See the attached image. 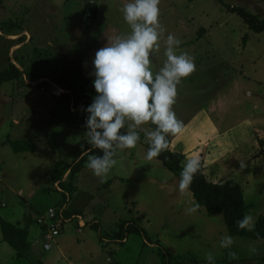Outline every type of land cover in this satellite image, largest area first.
I'll return each instance as SVG.
<instances>
[{
    "label": "rangeland",
    "instance_id": "rangeland-1",
    "mask_svg": "<svg viewBox=\"0 0 264 264\" xmlns=\"http://www.w3.org/2000/svg\"><path fill=\"white\" fill-rule=\"evenodd\" d=\"M128 2L0 0V70L9 57L20 70L75 81L73 71L82 64L93 81L90 73L96 51L107 44V38L130 34L121 11ZM223 2L264 18V0ZM87 3L96 4L95 18L84 10ZM159 8L164 38L173 34L179 39L177 54L187 52L196 66L177 85L173 105L179 120L191 118L187 131L193 135H187L193 138L187 160L199 157L198 153L201 159L208 150L209 139L202 138L209 137L210 124L213 126L207 113L212 101L218 107L214 120L221 125L232 123L233 129L225 130L226 126L217 123L221 134L213 138L217 139L211 143L214 159L206 158L204 175L212 183H238L246 214L256 221L264 213V147L258 140L254 145L249 123L252 117H259L254 133L264 139V33L250 32L218 0H160ZM245 35L254 53L261 51L258 58L241 53ZM164 51L161 39L159 52L150 56L154 74L166 59ZM36 84L27 80L25 85L0 83V216L19 227L29 218L31 244L30 259L17 260L0 232V264H30V260L42 264H209V252L213 264H258L257 259L264 257V240L234 237L231 249L220 247L221 237L228 234L222 214L209 216L202 207L187 213L195 203L190 191L181 194L179 181L171 172L155 158L145 159L149 143L143 133L135 148L115 157L117 164L102 179L87 167V158L64 199L55 188L54 177H60L84 155L87 113L68 108L64 99ZM145 127L151 128V124ZM170 137L175 146L176 136ZM7 138L30 139L35 151L14 153L5 143ZM66 177L67 173L62 180ZM64 202L68 209L79 211L87 225L79 229L75 218L64 223L60 234L48 241L51 248L45 250L47 241L35 219ZM124 221L136 223L144 235L132 232L123 240L113 238ZM253 247L255 253L250 251ZM229 251H235L238 259L229 260Z\"/></svg>",
    "mask_w": 264,
    "mask_h": 264
},
{
    "label": "clouds",
    "instance_id": "clouds-1",
    "mask_svg": "<svg viewBox=\"0 0 264 264\" xmlns=\"http://www.w3.org/2000/svg\"><path fill=\"white\" fill-rule=\"evenodd\" d=\"M160 0H130L121 11L130 26V34L113 35L107 44L96 51L92 61L94 76L92 86L95 97L86 108V150H99L102 155L89 154L87 167L93 175L104 178L117 164L120 152L133 149L144 134L149 143L145 159L151 161L168 148L169 135L177 136L184 130V123L173 111L177 85L195 70L194 57L187 52L177 54L181 44L173 34L164 38L165 27L160 23ZM164 39L166 57L162 67L154 74L151 70V53L159 52ZM151 124L154 128L145 127ZM127 128L126 131L124 129ZM83 146V145H82ZM199 157L189 158L180 172L178 189L181 194L189 191L195 175L199 172ZM167 181H165L166 183ZM200 208L193 203L186 211L194 214ZM238 230L249 232L255 229V219L243 215L236 222ZM259 234L257 233V236ZM235 243L232 235L220 239V247L231 249ZM252 253L256 252L253 247ZM229 260L238 259L235 251L228 252ZM213 264V254H206Z\"/></svg>",
    "mask_w": 264,
    "mask_h": 264
},
{
    "label": "trees",
    "instance_id": "trees-1",
    "mask_svg": "<svg viewBox=\"0 0 264 264\" xmlns=\"http://www.w3.org/2000/svg\"><path fill=\"white\" fill-rule=\"evenodd\" d=\"M218 2L225 5L228 12L237 15L246 25L247 29L255 34L264 33V18H260L257 14H253L241 7L226 5L223 0ZM84 10L89 13L90 18H95L97 14V6L94 3H87ZM13 26L12 24L10 27ZM248 40V35L242 38V45ZM7 66L0 70V83L17 82L20 85H25V80L36 82L41 89L52 90L60 99H64L68 108L86 109L91 103L96 93L92 86V79L87 77L83 71L82 64H78L73 71L75 81L67 79L64 76L58 75H42L37 71L29 72L26 69L20 70L16 67L9 57H5ZM25 79V80H24ZM76 81L78 86L76 85ZM62 90L63 92L59 91ZM86 112V111H85ZM151 128H154L151 125ZM141 133V139H142ZM140 139V140H141ZM169 143L168 148L161 152L155 159L161 165L171 172L179 181L180 172L183 168L184 155L182 153L171 151L170 135L167 137ZM14 153L20 152H34V142L30 139L26 140H12L7 138L5 140ZM258 144L263 148L264 143L258 140ZM90 145H86L85 153L72 165L67 166L60 177H54V183L58 181V185L62 190L64 199L66 194L70 193L71 182L74 176L82 169L83 162L86 161L89 154H94V149L86 152ZM99 151V150H97ZM204 162L201 159V167L199 172L195 175L193 183L189 189L195 203H199L200 207L204 208L207 215L222 214L223 222L229 235L233 237H245L251 240H264V213L255 221V229L252 232L247 230H238L236 221L246 214V207L241 186L232 180H226L218 183L209 182L204 175ZM67 173L66 179L62 180L63 175ZM65 204L62 203L60 205ZM57 205V206H60ZM54 206V207H57ZM65 217L80 216L79 211L66 209ZM30 219H27V224L19 227L18 224H13L0 216V232L2 241L5 242L15 252L17 260L29 258L30 241L28 239V227ZM87 223H85V226ZM92 227L95 224L91 225ZM140 233L144 235L143 229L136 223L124 221L119 224V229L113 232V238L116 240H123L127 233ZM257 233L259 234L257 236ZM167 259L170 258L167 253H164ZM30 259V258H29ZM258 260V264H264V257ZM30 264H42L38 260H30Z\"/></svg>",
    "mask_w": 264,
    "mask_h": 264
},
{
    "label": "crops",
    "instance_id": "crops-1",
    "mask_svg": "<svg viewBox=\"0 0 264 264\" xmlns=\"http://www.w3.org/2000/svg\"><path fill=\"white\" fill-rule=\"evenodd\" d=\"M249 39V38H248ZM249 41H251V40H249ZM255 51L252 49V48H250V46H249V43H248V40L246 41V43L242 46V49H241V53H247V55H248V53H250L249 55V57L248 58H250L251 56H252V59H256V58H258L259 56H260V54H261V51H257V53H254ZM255 71H257V70H255ZM244 77H246V75H244ZM248 79H250V77H247ZM256 82L257 83H259V84H261L259 81H257L256 80ZM216 102V101H215ZM218 107H217V105H216V103H214V102H210L209 103V109H207V113H209V115H210V118L212 119V121H213V126L210 124V126L212 127L211 128V130L210 131H208L209 132V134H207L209 137H204V138H202V139H209L208 140V150H205L206 152H205V155L203 154H201L202 155V160H203V162H204V165L203 166H205V163H206V158H211L212 156H213V154H212V156H211V153H212V146H211V143L213 142V141H215V140H217V139H215V140H213V138L215 137L216 138V136L217 135H219V134H221V132H220V130L218 129V128H216V125H221V123L222 122H217L216 120H214V117L212 116L213 115V112L215 113V111H216V109H217ZM206 117V116H205ZM215 117H217V115L215 116ZM253 118V121H251V123H249L248 125L249 126H252V128H251V133H252V137H253V141H254V145H255V142H256V140H264L263 139V137H257L256 135H255V130H257L258 128H257V125H258V120H259V117H252ZM191 119V118H190ZM190 119H186V120H183V123H184V130H183V132L182 133H180L179 135H177L176 136V139H175V146L173 145V140H172V138H171V143H170V149H171V151H174V152H178V153H182L183 155H184V157H185V159H184V163L187 161V158H188V152H187V150H188V148H189V146H190V144H188L189 143V141L193 138V136L190 138L188 135L191 133H189L187 130H188V123H189V121H190ZM264 120V119H263ZM249 122V121H248ZM247 122V123H248ZM209 123H211V122H209ZM218 123V124H217ZM201 125L199 124V126L198 127H200ZM224 126H226L227 128H225V130H228V131H231L232 129H233V127H232V123H225V124H223V125H221V127H224ZM193 130V129H192ZM197 130H198V128H197ZM211 133H212V135H211ZM188 134V135H187ZM192 134V133H191ZM193 135V134H192ZM262 138V139H261ZM196 139H193V142L195 141ZM263 143H264V141H263ZM200 144V143H199ZM174 147H176V148H174ZM255 147V146H254ZM197 148V147H196ZM254 150H256V149H254ZM195 151H197V150H195ZM218 154V153H217ZM198 155H199V157H200V153H198ZM198 157V156H197ZM200 159V160H201ZM211 159H214V158H211ZM184 163H183V165H184ZM223 181V180H222ZM222 181H220V182H222ZM71 210V209H70ZM72 210H76V209H72ZM79 228V227H78Z\"/></svg>",
    "mask_w": 264,
    "mask_h": 264
},
{
    "label": "built area",
    "instance_id": "built-area-1",
    "mask_svg": "<svg viewBox=\"0 0 264 264\" xmlns=\"http://www.w3.org/2000/svg\"><path fill=\"white\" fill-rule=\"evenodd\" d=\"M54 185L58 191L62 192L61 188L58 185V182ZM66 209V204L57 207H50L35 219L36 225L42 230L44 238L47 241L43 244V249L49 250L51 248V245L48 243V241H51L56 236H58L60 234L62 225L66 222L71 221L73 218L77 219L79 229L85 226L81 217L78 215L65 217L64 212L66 211Z\"/></svg>",
    "mask_w": 264,
    "mask_h": 264
}]
</instances>
